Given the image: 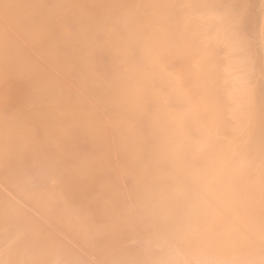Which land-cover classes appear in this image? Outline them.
<instances>
[{
  "label": "bare ground",
  "instance_id": "obj_1",
  "mask_svg": "<svg viewBox=\"0 0 264 264\" xmlns=\"http://www.w3.org/2000/svg\"><path fill=\"white\" fill-rule=\"evenodd\" d=\"M262 189L264 0H0V264H262Z\"/></svg>",
  "mask_w": 264,
  "mask_h": 264
},
{
  "label": "snow or ice",
  "instance_id": "obj_2",
  "mask_svg": "<svg viewBox=\"0 0 264 264\" xmlns=\"http://www.w3.org/2000/svg\"><path fill=\"white\" fill-rule=\"evenodd\" d=\"M217 7H223V5H216ZM241 23L239 18L234 20V25L238 27ZM262 197H264V189H262ZM262 217H264V208H262ZM262 233H264V220H262ZM262 244H264V235H262ZM61 264H74V262H61ZM264 264V262H262Z\"/></svg>",
  "mask_w": 264,
  "mask_h": 264
}]
</instances>
